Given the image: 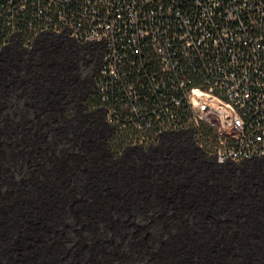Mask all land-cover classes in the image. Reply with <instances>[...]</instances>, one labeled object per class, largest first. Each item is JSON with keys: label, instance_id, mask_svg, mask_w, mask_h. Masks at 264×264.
Wrapping results in <instances>:
<instances>
[{"label": "crops", "instance_id": "crops-1", "mask_svg": "<svg viewBox=\"0 0 264 264\" xmlns=\"http://www.w3.org/2000/svg\"><path fill=\"white\" fill-rule=\"evenodd\" d=\"M101 43L82 41L67 30H45L32 37L13 34L1 45L3 184L11 161L18 157L16 162L24 163L28 156L35 181L40 167L47 168V179L36 181L42 182L39 188L48 189L51 182L64 208L72 204L73 210L105 216L110 210H136L161 219L155 224L176 226L179 241L190 243L195 264L202 260L199 254L210 258L217 243L236 240L243 252L229 264H263L264 154L221 161L189 128L115 148L113 126L97 97ZM0 212V264H10V231L1 207ZM130 212L124 225L139 226L138 214Z\"/></svg>", "mask_w": 264, "mask_h": 264}, {"label": "built area", "instance_id": "built-area-1", "mask_svg": "<svg viewBox=\"0 0 264 264\" xmlns=\"http://www.w3.org/2000/svg\"><path fill=\"white\" fill-rule=\"evenodd\" d=\"M44 1L17 0V7L9 10L15 18L32 11L31 5L42 7ZM72 1L49 0L50 7ZM83 1L84 14H72L69 6L58 8L55 16L46 13L40 25L12 26L2 42L25 29L33 35L65 28L82 41L104 42L97 92L106 103L114 133L126 130L128 144L151 142L163 130L189 128L221 161L264 154V0H196L198 14L177 12L179 26L166 30L150 23L135 0ZM149 1L154 0L145 3ZM123 38H128L129 46ZM148 44L168 78H157L155 67L148 73L145 63L137 64L127 55L131 47L130 53H143ZM201 48L213 55L203 69L191 56ZM143 74H149L146 81ZM112 96L130 100L135 114L131 124L115 116L116 107L107 102Z\"/></svg>", "mask_w": 264, "mask_h": 264}, {"label": "rangeland", "instance_id": "rangeland-1", "mask_svg": "<svg viewBox=\"0 0 264 264\" xmlns=\"http://www.w3.org/2000/svg\"><path fill=\"white\" fill-rule=\"evenodd\" d=\"M64 30L76 37L67 28L59 31ZM97 49H105V43ZM106 117L109 121L107 112ZM26 158L24 163H17L18 157L11 161L7 184H3L6 179L0 172V207L3 225L10 231V264H164L166 260L170 264H195L190 243L179 241L176 226L156 225L161 219L155 221L141 211L128 210L130 215L138 214L139 226H126L122 218L128 211L110 210L105 216L104 212L98 215L85 209L73 210L72 204L62 207L55 192L58 189H53L51 182L45 190L39 188L42 182H36L47 179V168L40 167L39 179L36 177L35 181ZM106 205L110 209L113 204ZM236 242L217 243L210 258L199 254V264L236 261L243 252V245Z\"/></svg>", "mask_w": 264, "mask_h": 264}, {"label": "trees", "instance_id": "trees-1", "mask_svg": "<svg viewBox=\"0 0 264 264\" xmlns=\"http://www.w3.org/2000/svg\"><path fill=\"white\" fill-rule=\"evenodd\" d=\"M7 2H8V0H0V47L3 44L2 38H4L7 31L9 29H11L12 26H14L16 24H23L25 27H27L29 22H35L37 25H40L46 21V19H47V17L45 16L46 13L55 16L56 10H58V8L68 7V6L71 8L72 14L80 16V15L84 14L83 10L85 7L83 0H74L70 3H61L60 2V3L55 4V6L52 5L51 7H50L49 0H46V1H44V5H42V7L31 5L32 11H30L28 14H26V15H24V14L14 15L15 18H13L12 17L13 15L10 12L9 8L17 7V5H16L17 0L12 5L8 4ZM134 4H137V10L142 9L141 13L144 16L145 15L149 16V22L150 23L154 24L157 28L161 24V28L164 27L165 30L167 28H169V26H171V25H173L176 28L179 26V23L181 20L178 17H176L177 12H180L181 14H184V15H192V16H195L199 12L196 0H154V1H149L147 4L145 3V0H135ZM175 17H176V19H174ZM162 24H163V26H162ZM24 31H25L24 33H19V34H23L27 37H32L33 35H35V34H33V35L30 34L27 31V29H25ZM123 39H124L125 44L129 46L130 42H128V40H127L128 38H123ZM130 49H129L127 55L130 57V59L133 58L136 61L135 63H137V64H139L140 61L145 63L142 65L146 66V68L148 69V73H150L151 69L153 67H155L153 69L157 73V76H158L157 78H161V77L166 78L167 77L166 74H163L162 71L159 70V58L150 49L149 44L147 46L144 45V52L141 54L140 53L139 54L138 53L132 54V53H130ZM199 51H200V53H198V51H196L191 56L193 58L195 57V62L197 64L196 66L201 67L203 69L204 65L208 66V65H210V63H212L213 55L211 53H206L208 51L203 49V48L199 49ZM150 62H153V66H152V64L149 65ZM198 64H199V66H198ZM132 68H133V70L136 71V69L134 67H132ZM148 75L143 74V76L141 77V78H143L142 80L146 81ZM131 76H129V77H131ZM150 76H151V74H150ZM195 78L197 79L198 77L195 76ZM173 79H171V80H173ZM144 91H146L148 94H150L147 89H144ZM121 92H122V89H121V91L119 90L116 93L121 94ZM97 97H98L99 103L105 107L106 103L103 102L102 97L98 94V92H97ZM125 99L127 100V103L123 102L126 100L122 99V97L118 98V96H115V98H113V96H112V99H109V101H107V102H108V104H112L111 105L112 107L113 106L116 107L117 113L115 114V116H117L118 119L127 120V122L129 124H131V118L135 114L133 113V110L128 106L129 105L128 103L130 100L127 98H125ZM154 99H156V98L154 97ZM164 103L167 104L169 102L167 100H165ZM181 113L184 114V110H181ZM179 114L180 113H178V111H174V116L178 117ZM143 116H144V114L136 116V118L138 117L139 119H141ZM127 138H128V132L123 129L121 134L113 133V136L111 138V142L113 143V146L115 148H120L122 145L128 144L126 142Z\"/></svg>", "mask_w": 264, "mask_h": 264}]
</instances>
